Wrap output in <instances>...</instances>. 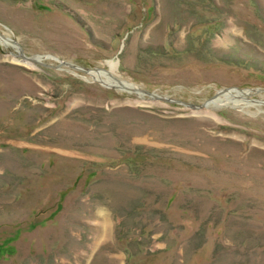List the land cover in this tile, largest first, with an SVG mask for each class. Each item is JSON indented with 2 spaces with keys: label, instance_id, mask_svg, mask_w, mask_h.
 <instances>
[{
  "label": "rangeland",
  "instance_id": "rangeland-1",
  "mask_svg": "<svg viewBox=\"0 0 264 264\" xmlns=\"http://www.w3.org/2000/svg\"><path fill=\"white\" fill-rule=\"evenodd\" d=\"M0 32L50 57L0 44V264H264V0H0ZM108 61L251 93L54 68Z\"/></svg>",
  "mask_w": 264,
  "mask_h": 264
},
{
  "label": "bare ground",
  "instance_id": "bare-ground-1",
  "mask_svg": "<svg viewBox=\"0 0 264 264\" xmlns=\"http://www.w3.org/2000/svg\"><path fill=\"white\" fill-rule=\"evenodd\" d=\"M1 35H0V44L6 48L14 47V49H16L18 51V53L20 54V47L13 45L11 43L12 39L10 37H7L3 33H1ZM20 57L26 61H29V62H32L35 64L39 63V65L42 62H40L38 59H43V58L49 59L50 58L49 56H44V57H38V59L33 57V59H32L31 57H27L25 55H24V57H22L21 54H20ZM30 59H32L34 62L31 61ZM27 64H29V63L27 62ZM107 64L110 68L109 70H104V69H99V70H94V71L92 70L87 74L89 75V77L93 81L101 83L102 85H105V86H111L114 88L121 89L123 91H125V89H122V88L132 87V84H130L126 81L120 80L119 78L114 76V70L117 66V63H115L113 61H108ZM75 71H77V70H75ZM78 72H80V71H78ZM233 89H235V88H233ZM233 89L232 90L229 89L228 92L221 93L220 95H218L215 99H213L211 101L204 102L205 103V104H203L204 106L201 109L197 110V111H199L198 113H201V111H204V109L206 110L209 108H212V109H219L222 107L235 108L237 106H240L241 101L248 100V95H250L251 91H249V90L239 91V90L235 89V91L233 92ZM135 93L137 95H141V94L144 95L141 92H135ZM240 99H241V101H240ZM154 100H158V99H154ZM158 101H160V100H158ZM254 103L255 102H253V101H249V102L245 103V105L254 106V105H256ZM259 103L260 102H258V105H259Z\"/></svg>",
  "mask_w": 264,
  "mask_h": 264
},
{
  "label": "water",
  "instance_id": "water-1",
  "mask_svg": "<svg viewBox=\"0 0 264 264\" xmlns=\"http://www.w3.org/2000/svg\"><path fill=\"white\" fill-rule=\"evenodd\" d=\"M0 35H1V33H0ZM11 43L13 45H16L17 47H20V54H21L22 57H24V51H23L22 47L17 42H15L14 40H11ZM30 60L33 61L32 59H30ZM40 65H44V64L40 63ZM63 66L68 67V68L73 69V70L80 71V72H82L84 74H87V73H89L92 70L93 71L94 70H99V69H83V68H79V67L71 64V62L70 63H68V62H61L59 65L55 66L54 68H57L58 69V68L63 67ZM122 89H125V91L128 92V93H133V91H134V93L135 92H141L144 95H147V96L151 97L152 99H158V100L164 101L166 103L181 104V105H184L186 107H189V108L195 109V110L201 109L204 106L203 104H205V103H203L201 106H196V105H193L191 103H187V102L184 103L183 101L171 100V99H168V98H165V97H160V96H158V95H156V94H154L152 92H149L147 90L139 89V88L133 87V86L132 87H129V88H122ZM228 91H229V89H225L224 91H219V92H217L216 95H214L213 97H211L210 99H208L205 102L211 101V100L215 99L221 93H225V92H228ZM239 91H242V90H239Z\"/></svg>",
  "mask_w": 264,
  "mask_h": 264
}]
</instances>
